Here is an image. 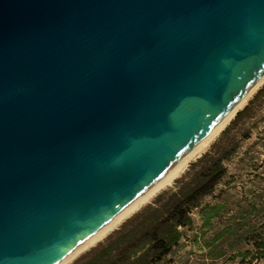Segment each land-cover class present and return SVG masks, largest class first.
<instances>
[{
	"label": "water",
	"instance_id": "1",
	"mask_svg": "<svg viewBox=\"0 0 264 264\" xmlns=\"http://www.w3.org/2000/svg\"><path fill=\"white\" fill-rule=\"evenodd\" d=\"M264 84V0H0V264H60Z\"/></svg>",
	"mask_w": 264,
	"mask_h": 264
},
{
	"label": "bare ground",
	"instance_id": "2",
	"mask_svg": "<svg viewBox=\"0 0 264 264\" xmlns=\"http://www.w3.org/2000/svg\"><path fill=\"white\" fill-rule=\"evenodd\" d=\"M231 122L233 128L224 131ZM199 151L220 159L221 169L219 174L206 184L198 198L186 207L183 220L177 219L170 223H137L135 226L129 224L127 220L129 229H123L107 244H101L103 234L125 219L132 211L135 213L162 180L170 177L179 166ZM249 155L264 168V84L231 112L206 139L162 176L158 184L60 264H99L97 257L100 255L104 257L105 251L119 259V263H114L104 257L105 264H134V259L131 257L134 252L144 250L152 254L156 249L160 259L154 264H176L183 249L189 245L200 216L209 208L206 206L216 202L231 176ZM127 224L125 225L128 226ZM122 234L123 240H120ZM163 258H166L165 261Z\"/></svg>",
	"mask_w": 264,
	"mask_h": 264
},
{
	"label": "trees",
	"instance_id": "3",
	"mask_svg": "<svg viewBox=\"0 0 264 264\" xmlns=\"http://www.w3.org/2000/svg\"><path fill=\"white\" fill-rule=\"evenodd\" d=\"M190 256L201 264L264 262V175L256 166L243 164L201 216L184 261Z\"/></svg>",
	"mask_w": 264,
	"mask_h": 264
},
{
	"label": "built area",
	"instance_id": "4",
	"mask_svg": "<svg viewBox=\"0 0 264 264\" xmlns=\"http://www.w3.org/2000/svg\"><path fill=\"white\" fill-rule=\"evenodd\" d=\"M221 169V161L202 151L192 155L170 177L162 180L134 213L139 224L170 223L180 219L186 207L199 196Z\"/></svg>",
	"mask_w": 264,
	"mask_h": 264
},
{
	"label": "rangeland",
	"instance_id": "5",
	"mask_svg": "<svg viewBox=\"0 0 264 264\" xmlns=\"http://www.w3.org/2000/svg\"><path fill=\"white\" fill-rule=\"evenodd\" d=\"M232 128H233V124L231 122L224 128L225 129L224 131L231 130ZM245 163L248 166V168L252 167V166H256V168L259 171V173L264 175V168H262L258 164V162L256 161V159L253 156L249 155L243 160V162L238 167L236 172L231 176L229 182L226 184L225 189L220 193L219 197L224 195L227 186L230 184L231 180L235 177L236 173L241 168V166L243 164H245ZM197 198H198V196H196V198L191 203H193ZM213 204H208L206 207H211ZM185 215H186V211L182 214V216L180 217V220H183ZM201 216H200V218H201ZM200 218H199V220H200ZM127 220H129V224H131L132 226L137 225V221H136V219L134 217V211H132L125 219H123L121 222H119L116 225H114L110 230H108L105 234H103V236L101 237V244L102 245L107 244L116 235L120 234L123 229H125V230L129 229L130 226H129V224L126 223ZM179 223H181V222H179ZM125 224H127L128 226H126ZM198 226H199V221H198V225H197V227H196V229L194 231V234H193V236H192V238L190 240L189 245L183 249V251L180 254L176 264H197V263L201 264L202 263L200 256H190L188 259H186L184 261L185 255L191 250V241H192V239H193V237H194V235L196 233V230H197ZM128 231H130V230H128ZM119 239L123 240V234L120 235ZM103 255H104L105 258L112 260V262L119 263V259L117 257H112L111 253L105 251V252H103ZM104 257L102 255L97 257V261L99 262V264H105V260L106 259ZM131 257L134 259V264H154L156 260L158 261V259H160L157 249L152 254L148 253V252H146L144 250H139V251L134 252L131 255ZM165 259L166 258H163L164 261H165ZM238 263H239V261L237 262V264ZM92 264H94V263H92ZM254 264H257V263H254ZM260 264H264V262H262Z\"/></svg>",
	"mask_w": 264,
	"mask_h": 264
}]
</instances>
